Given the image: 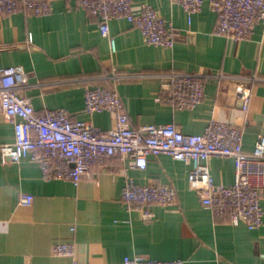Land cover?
Returning a JSON list of instances; mask_svg holds the SVG:
<instances>
[{
    "label": "crops",
    "instance_id": "0c3cea01",
    "mask_svg": "<svg viewBox=\"0 0 264 264\" xmlns=\"http://www.w3.org/2000/svg\"><path fill=\"white\" fill-rule=\"evenodd\" d=\"M147 3L170 21L176 41L172 48L147 45L126 19L109 21L115 52L98 30L99 19L80 0H54L47 15L20 11L0 18V68L20 65L28 75L22 94L36 111L64 108L72 121L90 122L108 130L106 111L83 112L84 90L115 89L133 127L173 124L186 134H200L211 119L243 132L242 150L251 152L264 136V29L258 24L249 39L234 40L215 34L216 15L204 1L188 16L172 0H133L131 11ZM256 74L248 109L212 79L204 83V99L192 110H176L156 101L161 75L178 73ZM13 141L12 124L0 114V145ZM210 174L217 184L233 181L229 159L210 157ZM116 158L94 166L92 176L74 185L45 180L37 162L0 160V264H68L55 256V243L72 242L79 261L89 264H125L126 257L172 260L183 264H264V216L259 228L233 225L215 217L188 186L190 165L165 154L150 155L144 170L129 168ZM130 178L137 184L172 186L176 201L151 205L154 217L128 210L120 190ZM21 193L33 196L31 205L18 204ZM264 211V197L261 200Z\"/></svg>",
    "mask_w": 264,
    "mask_h": 264
},
{
    "label": "built area",
    "instance_id": "2783aa9c",
    "mask_svg": "<svg viewBox=\"0 0 264 264\" xmlns=\"http://www.w3.org/2000/svg\"><path fill=\"white\" fill-rule=\"evenodd\" d=\"M54 0H0V18L20 11L34 16L49 14ZM133 0H80L90 15L99 19L100 35L115 52V41L109 31V21L126 19L140 32L147 45L172 48L176 35L170 21L155 8L143 3L133 14ZM188 16L201 10L204 1L216 15L215 34L234 40L251 38L254 28L264 29V0H172ZM212 79L248 109L251 91L261 79L256 74L232 75L215 73H178L161 75L160 93L156 101L176 110H192L204 99V83ZM28 85V75L20 65L0 68V114L13 127V141L0 145L3 164L19 163L27 158L38 163L42 178L60 179L77 185L92 176L94 166H104L111 158L127 167L144 170L150 155L165 154L173 160L188 163L189 188L198 196L203 207L215 217H228L230 223L259 228L264 211V136L259 135L251 152L242 150L243 132L238 127L211 119L200 134H186L173 124L146 123L133 127L121 97L115 89L105 86L84 90L83 112L93 115L106 111L111 119L108 130L90 122L70 119L64 108L36 111L31 100L22 94ZM210 157L229 159L233 164L230 184L214 182L208 166ZM176 190L167 184H137L128 178L120 190V201L128 210L141 212L145 221L154 214L151 205L170 206L176 201ZM33 196L19 195L18 204L31 205ZM55 256L66 257L68 264H89L78 260L72 242L55 243ZM125 264H183L181 259L159 260L134 255Z\"/></svg>",
    "mask_w": 264,
    "mask_h": 264
}]
</instances>
